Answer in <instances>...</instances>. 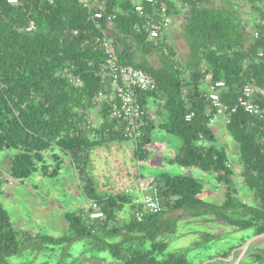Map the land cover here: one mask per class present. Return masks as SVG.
<instances>
[{"label":"trees","instance_id":"obj_1","mask_svg":"<svg viewBox=\"0 0 264 264\" xmlns=\"http://www.w3.org/2000/svg\"><path fill=\"white\" fill-rule=\"evenodd\" d=\"M204 2L169 0L170 15L186 10L183 38L189 59L183 67L165 38L148 39L144 20L130 1H108L106 14L117 13L108 25L105 19H93L82 0H18L16 5L0 0V152H13L8 174L20 181L38 172L56 178L63 165L58 153L62 152L79 173L89 200L98 202L106 214L105 219L91 221L85 209L67 213L72 237H39L42 245L53 247L83 240L82 254L66 255L57 264H192L184 252L166 254V238L176 234L180 221L172 215L175 211L193 218L212 215L216 221L252 231L238 246L264 234V118L250 116L241 108L234 113L230 110L245 84L264 89V0H228L230 7L220 8L207 7ZM245 5L253 14L250 21L242 17ZM31 23L35 29L27 31ZM105 37L117 46L120 64L142 69L155 80L157 88L141 100L145 104L148 98L161 101L166 122L159 127L183 141L170 162L214 174L217 183L226 187L224 203L200 198L203 186L199 180L164 173L150 180L160 191L164 211L146 215L143 221L132 215L122 224L118 212L131 199L124 194L95 193L92 179L85 175L90 151L107 141H128L114 130L105 106L100 108L99 126H93L90 115L101 106L96 97L106 84L102 75L107 59L102 47ZM152 53L158 56L157 66L147 59ZM216 81L226 83L221 100L230 108L225 112L227 131L238 143L240 177L255 203L239 199L235 171L226 151L216 143L211 120L217 109L211 108L205 89L206 82ZM257 102L264 108V96L258 95ZM189 113L194 114L191 121L186 120ZM146 120L144 134L135 143L137 160L147 157L145 147L156 127L150 117ZM220 239V235L204 236L206 242ZM32 240L28 233L21 237L0 203V264H12V258L34 245ZM236 248L209 256V264L215 260L225 264L221 258ZM249 260V264H264V251L251 253Z\"/></svg>","mask_w":264,"mask_h":264},{"label":"rangeland","instance_id":"obj_2","mask_svg":"<svg viewBox=\"0 0 264 264\" xmlns=\"http://www.w3.org/2000/svg\"><path fill=\"white\" fill-rule=\"evenodd\" d=\"M204 5L214 8L230 7L228 0H205ZM180 7L181 3L177 4V8ZM243 9V19L250 21L253 17V14H250L252 12L248 11L246 5ZM181 12L180 15L171 14L169 16L163 35L166 43L175 50L180 65L185 67L189 59L188 45L183 38L186 10L183 9ZM248 31H252L251 28ZM147 59L152 65L160 64L158 56L154 53L148 55ZM154 102V98H149L150 118L156 127L152 131L151 142L145 147L148 152L145 159L137 160L135 158V144L132 141H107L90 151L85 175L92 179L95 193L100 196L121 195L127 188H137L139 181H145V179L150 181L168 173L172 176L184 175L199 180L203 186L200 198L208 203H224L226 187L217 183L214 174L170 162L179 154L183 141L159 127L166 122V113L160 111L162 109L161 101ZM100 108L101 106L96 107L90 112L95 126H99L101 123ZM229 138L230 141H234L231 136ZM58 153L63 156V165L58 177L45 178L38 172L23 181L14 179L15 181L11 184L8 170L10 167L9 155L12 156L13 152H0V169L4 171L0 186V203L8 211L13 226L21 237L28 233L33 239L30 244H34L12 258V264H57L62 258L66 259V255L69 257V254H72L73 257H78L83 253V240L53 247L42 245L39 239L42 236L72 237L73 230L65 214L83 213L90 201L84 192L79 173L75 170L69 157L62 152ZM230 156L233 158V155L230 154L229 159ZM235 179L234 184L238 190L239 199L245 203H255L249 188L239 178ZM149 190L147 189L146 192ZM172 215L180 217V221L176 234L166 238L169 242L166 254L184 252L192 264L208 263L209 256H216L217 253L237 246L232 261L224 262L231 264L241 256L240 246H238L240 241L252 234L250 230H240L229 224L216 221L212 215L193 218L183 211H175ZM131 216L130 204H125L123 209L118 212L122 224L128 222ZM230 216L239 218L240 214L230 213ZM206 234L220 235L221 239L206 242L204 241ZM196 243L199 245L195 246ZM262 251H264V239L252 243L239 264L251 263L248 258L250 253ZM215 261L213 264H221Z\"/></svg>","mask_w":264,"mask_h":264},{"label":"built area","instance_id":"obj_3","mask_svg":"<svg viewBox=\"0 0 264 264\" xmlns=\"http://www.w3.org/2000/svg\"><path fill=\"white\" fill-rule=\"evenodd\" d=\"M109 0H82V4L93 16V19L106 20L111 25L117 18V13L106 14ZM130 1L134 12L144 20V29L148 33V39L159 41L164 38L165 25L170 16L168 12L169 0H121ZM8 3L16 5L18 0H7ZM53 2V0H49ZM120 9L118 8L117 11ZM264 24V22H263ZM34 23L26 29L33 31ZM137 30L142 28L137 26ZM260 36L259 31L254 32V37ZM102 47L107 56L106 63L102 69V75L106 79L105 88L96 97V103L105 106L110 113V121L114 123V130L120 133L128 141L138 142L144 134L147 125L146 118L150 117L149 98L147 104L143 103L142 95L152 92L157 88L155 80L142 69L131 65L119 63L117 46L108 38H103ZM259 57L263 52H259ZM226 90L224 81H216L208 86V100L211 108L228 111L230 108L221 100L222 93ZM264 96V89L251 83L242 87V92L236 99V104L230 110L232 113L237 109H243L247 114L254 117L264 118V108L257 102V96ZM193 113L186 115V120L191 121ZM214 122V119L211 120ZM229 119L226 118V123ZM93 126H95L93 124ZM4 171L0 169V180L3 179ZM10 177V176H9ZM10 183L15 181L10 177ZM147 189H150L146 192ZM124 195L131 199L133 207L132 215L143 221L146 215L158 214L164 211L162 196L157 186L151 185L150 181H139L137 188H127ZM86 215L91 221L105 219L106 214L100 204L90 200L86 207Z\"/></svg>","mask_w":264,"mask_h":264},{"label":"crops","instance_id":"obj_4","mask_svg":"<svg viewBox=\"0 0 264 264\" xmlns=\"http://www.w3.org/2000/svg\"><path fill=\"white\" fill-rule=\"evenodd\" d=\"M208 83L205 84V89L208 91ZM99 112V111H98ZM226 113L223 110H216L215 114L213 115L214 122H212V128L215 131L216 139H217V145L221 148H223L227 156L230 154L233 155V158L230 159L228 157V164L229 166L235 171V175L233 176V179L236 177L240 179V181H243V179L240 177L241 172V163H240V157H239V146L238 143L234 141H230V134L227 131V123H226ZM140 178H143L140 176ZM242 179V180H241ZM145 181H149L145 179ZM236 181V179H235ZM250 195H252V192L250 191Z\"/></svg>","mask_w":264,"mask_h":264},{"label":"water","instance_id":"obj_5","mask_svg":"<svg viewBox=\"0 0 264 264\" xmlns=\"http://www.w3.org/2000/svg\"><path fill=\"white\" fill-rule=\"evenodd\" d=\"M264 239V234H260V235H257V236H254V237H251L250 239H248L246 242H244L241 246H240V251H241V256L236 259L233 263L231 264H239L241 262V260L243 259V255H245L247 249L249 248V246L256 242V241H259V240H262ZM234 252H235V249L231 252V254L227 257V258H221L222 261L224 262H231L232 259H233V256H234ZM212 261H209L208 263H211ZM208 263H205V264H208Z\"/></svg>","mask_w":264,"mask_h":264},{"label":"flooded vegetation","instance_id":"obj_6","mask_svg":"<svg viewBox=\"0 0 264 264\" xmlns=\"http://www.w3.org/2000/svg\"><path fill=\"white\" fill-rule=\"evenodd\" d=\"M254 253H258V252H254ZM251 254V253H250ZM246 255V254H245ZM249 258V257H248Z\"/></svg>","mask_w":264,"mask_h":264}]
</instances>
